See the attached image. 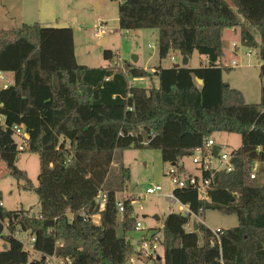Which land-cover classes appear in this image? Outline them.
<instances>
[{"label": "trees", "instance_id": "16d2710c", "mask_svg": "<svg viewBox=\"0 0 264 264\" xmlns=\"http://www.w3.org/2000/svg\"><path fill=\"white\" fill-rule=\"evenodd\" d=\"M229 1L237 13L224 0H125L118 5L121 31L156 30L161 61L171 53L189 60L197 53L207 59L198 68L174 65L151 73L128 62L116 68L119 57L110 50L103 52L106 67L89 68L77 62L71 28L35 23L0 30V73L13 75V84L0 90V156L35 154L40 166V184L26 182L38 197V217L0 205L5 240L0 264H48L51 256L73 264H128L135 254L127 237L137 222L135 200L122 201L120 216L116 193L103 192L115 153L160 151L163 163L184 176L183 159L219 133L241 137V148L232 154L234 170L204 171L203 178L211 180L205 199L191 188L175 189L174 195L197 217L219 211L236 216L238 226L221 230L217 240L203 223L198 232H188L191 217L170 214L163 227V264H264V49L245 27L264 44V0ZM227 30L237 32L241 44L256 50L263 62L259 104H247L223 80L224 71H230L223 64L230 48ZM155 77L158 86L150 89L129 81ZM14 126H23L28 135L23 150ZM256 165L259 177L253 180ZM122 178L124 191L129 169L122 170ZM100 193L105 194L103 211ZM5 224L8 235H3ZM15 231L22 240L13 237ZM23 238L36 239L32 254L40 259H30Z\"/></svg>", "mask_w": 264, "mask_h": 264}, {"label": "rangeland", "instance_id": "374dc122", "mask_svg": "<svg viewBox=\"0 0 264 264\" xmlns=\"http://www.w3.org/2000/svg\"><path fill=\"white\" fill-rule=\"evenodd\" d=\"M7 6L10 13L6 24L0 23V30L19 29L23 25L38 23L46 28L61 27L71 28L74 31L76 52L79 65L89 68H100L108 63L103 59V52L110 50L120 56L113 64L116 68H122L124 62L132 63V58H139L138 66L147 68L153 72L157 67L170 68L174 65L183 67V58L178 53H171L167 60L161 61L158 52V31H129L125 33L120 30L118 19V5L123 0L113 2L111 0H0ZM235 12L236 8L229 0H224ZM41 15V16H40ZM46 20V22H44ZM105 24L106 37L110 39L109 44H101L100 38H95L94 33L97 26ZM245 27L256 37L258 44L264 49V44L257 32L245 23ZM230 48L227 50L223 63L230 64L233 60L239 61L236 69L225 70L223 80L244 96L247 104H259L261 101V79L259 77L260 66L263 64L258 52L241 44L238 37H231ZM238 48H234L233 45ZM236 49V50H235ZM252 53L250 57L247 54ZM175 57L174 64L171 58ZM204 63L203 58L197 53L190 60L189 68L200 67ZM130 83L137 88H151L156 86V79L152 81L141 79ZM4 82L0 81V90ZM214 141L222 149L223 154L231 155L242 146L241 137L235 134L219 133L213 137ZM19 145L21 140L15 135ZM182 164L186 167L184 177L197 176L199 173L193 165L192 158H185ZM257 166L256 177L260 166ZM214 167L218 162L214 161ZM169 164H164L160 151L127 150L117 151L115 161L110 174L103 186V192H115L119 201L126 199L135 200L133 205L135 217L145 229H161L166 218L171 214V209L179 211V206H172L166 199V195L175 189L171 178L167 175L170 170ZM129 169L131 178L127 187L122 191V170ZM0 192L3 196V204L8 211L25 212L38 217L40 205L38 197L34 192L27 190L26 182L35 187L40 184V166L38 156L35 154H13L7 157V162L0 164ZM261 178V177H260ZM261 180V179H260ZM264 184V170L262 173ZM152 186H161L163 191L154 196H146V190ZM158 217L159 220H156ZM211 231L218 229L228 230L238 226L236 216H226L219 211H207L202 217H193L189 223V231L194 229L195 223L200 221ZM99 223V219L95 220ZM121 222V220H120ZM118 236L122 237L121 229ZM142 233L131 232L127 235L132 245H136ZM22 235V234H21ZM23 236V235H22ZM24 237V236H23ZM28 240L23 238L26 244L25 250L31 252L30 259H40L38 254H32L28 250ZM5 240L0 236V251L5 249ZM90 260L84 264H89ZM57 264V263H56ZM83 264V262L81 263Z\"/></svg>", "mask_w": 264, "mask_h": 264}, {"label": "built area", "instance_id": "2783aa9c", "mask_svg": "<svg viewBox=\"0 0 264 264\" xmlns=\"http://www.w3.org/2000/svg\"><path fill=\"white\" fill-rule=\"evenodd\" d=\"M125 0H123L124 2ZM122 3V2H120ZM107 28L105 24H101L96 27L94 37L100 38L106 34ZM127 33V32H125ZM234 48H238L237 45H233ZM252 53L247 54L248 57H250ZM171 61L176 64L177 60L175 57L171 58ZM224 66H226L224 64ZM230 69H236L239 66L238 60H233L229 66H227ZM0 81L4 82V85L2 89L6 90L8 89L13 83L6 81L5 76L0 73ZM13 131L16 136L19 137L21 140L20 144V150H23L25 148L28 135L25 132V129L23 126H14ZM216 147V144L212 138H208L205 143L204 149H198L196 153L191 157L193 165L196 166V169L198 171L197 176H189L188 178H185L184 176H181L178 174L177 170L175 168H171L168 172V176L171 178L173 184L175 185V189L184 190V189H193L196 190L201 198H207L208 191L210 189L211 180H205L203 178V172H220V171H226V172H232L234 170V166L232 164V154L227 155L222 153L221 151L218 153L217 157H215L213 149ZM214 161L218 162V167H214ZM256 170L257 166L254 168V173L251 176V179H255L256 177ZM174 189V190H175ZM174 190L171 194L166 195V199L172 206H179V211L175 212L174 209H171V214H179L182 216H190L191 219L195 216L188 205L182 204L179 199L174 195ZM163 191V188L161 186H152L146 190V196H154ZM99 198L102 199L101 205H100V211H103L106 205L105 201V194L100 193ZM135 203V202H134ZM133 203V205H134ZM2 206V204L0 203ZM117 207L119 209V215L122 216L124 213V205L122 201H117ZM99 219L100 216L93 217V220ZM200 223L201 220L199 221ZM96 223V222H95ZM99 224V223H97ZM164 227V226H163ZM163 227L161 229H145L143 224L137 220L136 226L134 229V232L142 233L141 237L139 238L137 244L135 245V254L132 256L128 264H163L165 261V248L163 246ZM189 224L186 226V230L189 231ZM194 229V228H192ZM194 232V230L189 231ZM216 237L217 240H219V234L221 230L212 231ZM8 225H4L3 229V235H8ZM13 237L22 240V236L20 232L15 231L13 234ZM23 242V241H22ZM36 242L35 238H31L28 243V250L34 249V244ZM214 244V243H212ZM24 247H26V244H24ZM46 262L48 264H73L71 260L69 259H62L57 258L56 256H51L46 259Z\"/></svg>", "mask_w": 264, "mask_h": 264}, {"label": "crops", "instance_id": "0c3cea01", "mask_svg": "<svg viewBox=\"0 0 264 264\" xmlns=\"http://www.w3.org/2000/svg\"><path fill=\"white\" fill-rule=\"evenodd\" d=\"M10 13H9V11H8V8H7V6H5V5H3L2 3H1V1H0V23L1 24H6L7 23V21H9V18H10ZM41 16V15H40ZM44 22H46V20L44 21ZM42 26L43 27H45V25L44 24H42ZM51 28H61V27H51ZM128 33V32H127ZM107 34V33H106ZM104 35L103 37H102V39H101V44H103V43H105V44H109L110 43V39L108 38V37H106L107 35ZM238 37V39H239V35H238V33L237 32H235L234 30H227L226 31V33H225V39L226 40H230L231 39V37ZM240 41V40H239ZM236 50V49H235ZM75 54H76V59H77V62H78V58H77V52H76V43H75ZM117 54V53H116ZM118 55V54H117ZM119 57V60H120V56H118ZM203 58V57H202ZM191 60V59H190ZM190 60L188 59V66H187V68H189V65H190ZM203 61H204V63L203 64H205L206 62H207V59L206 58H203ZM138 62H139V58H138ZM223 64H225L226 65V67L227 66H229V64H226V63H223ZM135 66H137V67H139L138 66V63L137 64H134ZM102 67H106V66H102ZM160 67H161V64H160ZM140 68H142V67H140ZM157 68H159V67H157ZM162 68H164V67H162ZM198 68V67H197ZM143 69H147V68H143ZM167 69V68H166ZM147 71H149V70H147ZM150 72V71H149ZM151 73H154V71L153 72H151ZM4 76H5V80L6 81H9V82H12L13 83V75L12 74H3ZM155 79H156V81H157V83L156 82H154L155 81ZM138 80H141V79H134V81H138ZM149 80V79H148ZM152 83H156V87L158 86V78H154V80L152 81ZM226 83V82H225ZM145 89H150V88H145ZM245 97V96H244ZM216 135V134H215ZM214 135V136H215ZM213 136V137H214ZM213 137H212V139H213ZM214 140V139H213ZM215 142V141H214ZM215 144H216V142H215ZM216 146H218L217 144H216ZM7 157H9V156H0V164L2 163V162H7ZM184 165V164H183ZM185 167V166H184ZM185 172H186V167H185ZM0 173H1V171H0ZM4 207H5V205L3 204V202L1 203ZM156 218V217H155ZM158 220H159V218H158ZM164 226V225H163ZM218 230H221V229H218ZM189 232V231H188Z\"/></svg>", "mask_w": 264, "mask_h": 264}, {"label": "water", "instance_id": "95a60500", "mask_svg": "<svg viewBox=\"0 0 264 264\" xmlns=\"http://www.w3.org/2000/svg\"><path fill=\"white\" fill-rule=\"evenodd\" d=\"M132 60H133V64H137L138 63V58L137 57L134 56L132 58ZM187 66H188V59L187 58H184L183 59V67H187ZM197 82H198L199 85H202L203 84V82L201 80H198ZM143 135L145 136L144 141L146 143L148 141V137H147L146 133H144V132H143ZM220 151H221V148L220 147H218V146L214 147L213 152H214L215 157H217V155H218V153ZM155 219L158 220V217H156ZM193 227H194V232H198L199 225L197 223H195Z\"/></svg>", "mask_w": 264, "mask_h": 264}]
</instances>
